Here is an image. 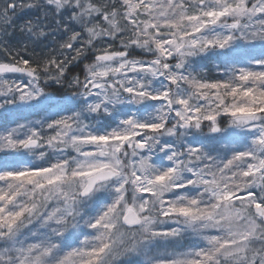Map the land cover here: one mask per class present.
<instances>
[{
  "label": "snow or ice",
  "instance_id": "obj_1",
  "mask_svg": "<svg viewBox=\"0 0 264 264\" xmlns=\"http://www.w3.org/2000/svg\"><path fill=\"white\" fill-rule=\"evenodd\" d=\"M0 264H264V0H0Z\"/></svg>",
  "mask_w": 264,
  "mask_h": 264
},
{
  "label": "trees",
  "instance_id": "obj_2",
  "mask_svg": "<svg viewBox=\"0 0 264 264\" xmlns=\"http://www.w3.org/2000/svg\"><path fill=\"white\" fill-rule=\"evenodd\" d=\"M27 15H31V12H28L27 13ZM20 22V21H19ZM45 43H47V42H45ZM37 51H40V49L39 48H37ZM82 67H83V63H80L76 68H74L73 69V72L75 73V72H79L81 69H82ZM208 74L209 75H214L215 73H214V71H213V69H211V67L209 68V70H208Z\"/></svg>",
  "mask_w": 264,
  "mask_h": 264
},
{
  "label": "rangeland",
  "instance_id": "obj_3",
  "mask_svg": "<svg viewBox=\"0 0 264 264\" xmlns=\"http://www.w3.org/2000/svg\"><path fill=\"white\" fill-rule=\"evenodd\" d=\"M31 15H34V13H33V12H31ZM31 15H30V16H31ZM17 22L19 23V21H17Z\"/></svg>",
  "mask_w": 264,
  "mask_h": 264
}]
</instances>
